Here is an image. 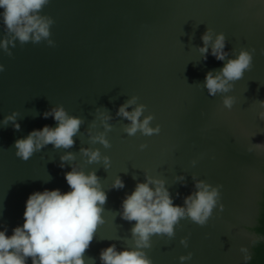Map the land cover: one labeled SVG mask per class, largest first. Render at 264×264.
Masks as SVG:
<instances>
[{
    "label": "water",
    "instance_id": "95a60500",
    "mask_svg": "<svg viewBox=\"0 0 264 264\" xmlns=\"http://www.w3.org/2000/svg\"><path fill=\"white\" fill-rule=\"evenodd\" d=\"M39 14L53 21L52 46L46 40L14 41L7 52L0 50V121L16 113L20 125L14 131L11 123L0 124V230L7 228L11 235L22 225L31 193L68 192L66 172H94L107 195L104 223L83 255L87 264H100V251L112 244L117 251L131 249L135 222L120 218V204L145 175L163 180L176 206L195 191V178L219 186L206 224L182 219L172 238L153 236L143 251L152 264H179L189 252L187 264H245L240 249L253 257V247L264 244L254 231L264 193V121L257 119L258 101L264 100V0H49ZM207 29L225 36L228 59L241 49L255 50L250 70L226 94L235 100L230 110L223 109L220 94L210 97L203 87L205 74L223 67L198 52ZM0 39H13L2 24ZM133 97L144 105L143 115L153 116L150 126L159 125V134L123 132L128 121L116 112ZM56 107L82 120L73 146L49 144L26 162L16 158L17 139L56 126L51 117L41 118ZM98 110L110 117L108 149L90 142L91 135L104 131ZM81 149H99L110 167L88 164ZM67 153L74 159L61 169L60 158ZM116 177L124 183L122 190H111ZM185 237L187 248L179 243Z\"/></svg>",
    "mask_w": 264,
    "mask_h": 264
},
{
    "label": "clouds",
    "instance_id": "9594fccd",
    "mask_svg": "<svg viewBox=\"0 0 264 264\" xmlns=\"http://www.w3.org/2000/svg\"><path fill=\"white\" fill-rule=\"evenodd\" d=\"M48 3L49 0H0V24L13 38L0 39V50L7 52L8 46L13 45L14 41L36 44L46 40L52 46L49 36L53 21L39 14ZM200 39L203 46L198 48V52L201 57L206 61L210 55L216 61L223 62L219 71L205 74L203 87L210 97L220 94L223 109L230 110L235 100L226 94L232 90L233 83L250 70L255 50L241 49L234 59H228L229 53L224 51L225 36L222 33L214 35L212 30L207 29ZM261 54L264 55V50H261ZM3 71L4 68L0 65V72ZM258 106L260 111L257 119L264 121V100L258 101ZM129 108L132 111H128ZM144 111V105H138L136 97L118 107L116 115L128 121L123 129L126 135L134 136L137 132L146 137L159 134V125L150 126L154 118L152 115H143ZM49 117L56 125L54 128L45 125L14 142L16 158L26 162L35 152L49 144L54 149L73 146L72 138L78 133L82 120L69 116L63 107L52 108L41 114L42 119ZM97 118L104 131L91 135L90 142L108 149L110 144L106 133L111 131L107 124L110 117L98 110ZM9 123L14 131H19L16 113L0 121L4 126ZM145 147L143 144L139 146L140 150ZM247 151L251 152L252 149ZM80 152L86 157L88 164L102 163L105 169L110 167L109 157L102 156L99 149H81ZM73 159L74 156L67 153L60 158L59 167L63 169L64 162ZM193 179L195 191L184 198L183 206H176L164 181L145 175L144 182L137 183L120 204V218L126 222H135L130 229L131 249L117 251L112 244L100 251V264H152L143 251L151 247V237L172 238L174 227L185 218L197 226H204L213 208L217 206L219 186L212 187ZM64 180L70 189L68 192L45 189L31 193L25 201L22 225L13 228L11 235H7V228L0 230V264H28L29 260L31 264H87L83 254L93 240L98 225L104 223L101 213L107 195L94 172L85 173L72 168L64 174ZM176 180L183 186V176L176 177ZM123 188L124 183L116 177L112 181L111 190ZM219 211H223V205H220ZM179 243L187 248V237L182 238ZM240 251L245 253L244 261L247 264L252 257L247 249L241 248ZM191 259V252L178 258L179 264H187ZM88 260L92 262L91 258Z\"/></svg>",
    "mask_w": 264,
    "mask_h": 264
},
{
    "label": "trees",
    "instance_id": "16d2710c",
    "mask_svg": "<svg viewBox=\"0 0 264 264\" xmlns=\"http://www.w3.org/2000/svg\"><path fill=\"white\" fill-rule=\"evenodd\" d=\"M257 235L264 237V193L263 202L261 204V212L258 219V226L254 229ZM248 264H264V244L257 243L253 247V257Z\"/></svg>",
    "mask_w": 264,
    "mask_h": 264
},
{
    "label": "snow or ice",
    "instance_id": "6c2138e0",
    "mask_svg": "<svg viewBox=\"0 0 264 264\" xmlns=\"http://www.w3.org/2000/svg\"><path fill=\"white\" fill-rule=\"evenodd\" d=\"M261 154L264 155V152H261ZM260 179H261V185L264 184V177L261 176V172H260Z\"/></svg>",
    "mask_w": 264,
    "mask_h": 264
}]
</instances>
